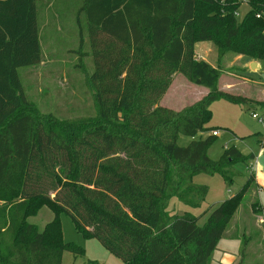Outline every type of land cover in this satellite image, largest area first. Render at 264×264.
<instances>
[{
  "label": "trees",
  "instance_id": "obj_1",
  "mask_svg": "<svg viewBox=\"0 0 264 264\" xmlns=\"http://www.w3.org/2000/svg\"><path fill=\"white\" fill-rule=\"evenodd\" d=\"M81 0L80 60L94 115L60 120L25 94L20 69L43 61L37 0H0V264H62L65 253L85 250L63 237L61 214L78 233L96 239L125 264H211L249 192L250 183L214 208L205 224L172 200L198 209L209 189L195 176H239L242 156L226 149L219 161L207 151L211 105L247 103L220 90L219 72L196 55L213 43L219 55L235 52L264 62V0ZM260 15V18H258ZM181 75L206 88L200 100L173 110L160 102ZM181 136L194 140L183 147ZM254 159V156H250ZM247 163V158H243ZM251 167V166H250ZM254 189V190H253ZM249 208L261 214L259 199ZM54 214L44 230L29 223L42 208ZM246 209V208H245ZM250 236L242 239V252Z\"/></svg>",
  "mask_w": 264,
  "mask_h": 264
},
{
  "label": "rangeland",
  "instance_id": "obj_2",
  "mask_svg": "<svg viewBox=\"0 0 264 264\" xmlns=\"http://www.w3.org/2000/svg\"><path fill=\"white\" fill-rule=\"evenodd\" d=\"M37 7L45 65L20 69L25 94L41 112L53 114L60 120H74L94 115L93 98L86 85L84 69L80 67V64L83 62L90 74L93 73V65L88 57L83 56L84 60L81 61L80 55L76 53L80 50V26L85 42L82 51L89 50L84 16H81L80 24L77 23L81 0H37ZM248 10V5L244 3L239 9V20L244 18ZM205 43L207 44L198 50L196 55L197 58L200 57V60H205L218 70L220 75L217 87L242 96L248 101L240 104L224 99L214 102L211 105L212 118L208 124L210 132L203 133L194 139L206 138L216 131L218 135L207 151L209 158L219 161L226 149H236L242 156L233 165L239 176L233 178L231 183H227L219 174L195 176L193 179L195 185L206 186L209 189L208 195L201 202V207L192 209L178 199H174L170 209L179 215L190 212L199 217V224L203 225L212 210L235 197L246 185L250 176L253 177L250 186L263 180L258 194L254 195L252 191L247 193L240 207V209L246 208L248 215L253 214L255 217L253 224L247 221L249 227L247 232L252 229L260 236L259 242L254 240L255 237L249 239L252 243L249 250L256 254L261 251L262 244L264 245L262 238L264 236V147L261 142L264 139V62L235 52H228L221 56L213 43ZM250 63H256L258 67L251 70ZM229 85H232L231 89L227 88ZM205 92L208 93L206 88L196 86L183 76L176 75L160 106L180 110L200 100ZM254 114L258 119L253 118ZM194 139L181 136L178 144L185 147ZM251 155L254 159L250 158ZM243 158H247V163L243 162ZM253 188L257 192V189ZM253 196L260 200L263 214L258 215L250 210L249 205ZM240 215L243 216L242 212ZM54 217L55 214L48 207H44L37 216L29 218L28 221L42 232ZM259 217L262 219L258 225ZM234 219L228 228L233 224ZM60 220L64 241L79 245L85 250V256L79 257L65 253L62 264H125L107 251L96 239H86L78 233L70 216L61 214ZM239 223L242 224V218ZM242 237V232L239 234L240 240H229L223 237L219 248L236 254L239 246L242 245ZM219 252L220 250L214 253L211 264H223L220 261ZM245 252L240 251L242 255ZM239 263L264 264V260L259 257L256 260L246 258Z\"/></svg>",
  "mask_w": 264,
  "mask_h": 264
},
{
  "label": "crops",
  "instance_id": "obj_3",
  "mask_svg": "<svg viewBox=\"0 0 264 264\" xmlns=\"http://www.w3.org/2000/svg\"><path fill=\"white\" fill-rule=\"evenodd\" d=\"M206 44L207 43H205V42H201V43L196 44V47H195L196 53H197L198 50H201L202 47H204ZM44 65H45V62L43 61L40 64V66H44ZM251 70H253V69H251ZM19 73H20V71H19ZM227 88L231 89L232 88V85H229ZM206 94L207 93L205 92V94L202 95V97L205 96ZM254 184H252L251 187H255L257 189V192L256 193L258 194V191L262 188L263 180H260L255 185ZM260 205H261V202H260ZM261 207H262V205H261ZM262 211H263V208L261 210V214H263ZM241 212L243 214L242 217L240 215ZM240 218H242V224H241L242 226L239 223L240 222ZM261 219H262V217H259L258 218V220H257L258 221L257 222L258 225H259V223H260L259 221ZM247 221L249 223L253 224L255 222V217L253 216V214L252 215H248V212H246L245 209H239V211H238V213L236 215V218L233 221V224H231L230 228L227 229V232H226V235H225L224 238L229 239V240H240L239 234H240V232H242L243 237L244 236H250L252 238L255 237L254 240H256V242H257L260 239V236L258 234H256V232H254L252 229H250L249 232H247V229L249 228L248 227V224H247ZM243 237H242V239H243ZM262 238L264 239V236ZM250 244H252V243L251 242L249 243V245L247 246V249H246V252H245L244 255H242L240 253V251H242V245L239 246V250L240 251L238 250L236 252V254H235V253L228 252V251H226V250H224L222 248L220 249L219 248L220 242H219V245L217 247V250H215V252L218 251V250H220V252H219L220 257L219 258H220V261H222L223 264H238L240 261L242 262L246 258H249V259H252V260L253 259L256 260L257 257H259L260 259L264 260V245L262 244L261 251H258L256 254H253V252L252 251L250 252V250H249L250 247H251ZM214 253H213L212 257L214 256Z\"/></svg>",
  "mask_w": 264,
  "mask_h": 264
},
{
  "label": "built area",
  "instance_id": "obj_4",
  "mask_svg": "<svg viewBox=\"0 0 264 264\" xmlns=\"http://www.w3.org/2000/svg\"><path fill=\"white\" fill-rule=\"evenodd\" d=\"M241 1L243 2V4L245 3V4L247 5V3H248L249 0H241ZM258 18H260V15H258ZM199 58H200V57H198V59H199ZM253 118L258 119V117H257L256 114L253 115ZM212 134H213V136H217V135H218V133H217L216 131H214ZM261 142H262V145H263V147H264V139H263V141H261ZM251 168H253V167H251Z\"/></svg>",
  "mask_w": 264,
  "mask_h": 264
},
{
  "label": "water",
  "instance_id": "obj_5",
  "mask_svg": "<svg viewBox=\"0 0 264 264\" xmlns=\"http://www.w3.org/2000/svg\"><path fill=\"white\" fill-rule=\"evenodd\" d=\"M255 67H258V66H257L256 63H253V64L251 65V69H254Z\"/></svg>",
  "mask_w": 264,
  "mask_h": 264
}]
</instances>
